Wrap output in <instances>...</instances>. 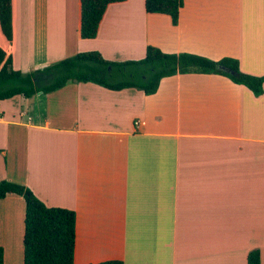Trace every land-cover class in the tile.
Returning a JSON list of instances; mask_svg holds the SVG:
<instances>
[{
	"label": "crops",
	"instance_id": "0c3cea01",
	"mask_svg": "<svg viewBox=\"0 0 264 264\" xmlns=\"http://www.w3.org/2000/svg\"><path fill=\"white\" fill-rule=\"evenodd\" d=\"M76 21L77 0H11L0 49L21 73L88 51L136 61L153 46L264 77V0H182L175 26L125 0L89 40ZM1 180L74 213V264H246L252 250L264 264V82L257 98L214 74L165 77L147 96L80 82L13 96L0 101ZM8 210L23 219L22 198L0 200L4 243Z\"/></svg>",
	"mask_w": 264,
	"mask_h": 264
},
{
	"label": "trees",
	"instance_id": "16d2710c",
	"mask_svg": "<svg viewBox=\"0 0 264 264\" xmlns=\"http://www.w3.org/2000/svg\"><path fill=\"white\" fill-rule=\"evenodd\" d=\"M125 0H77L76 37L79 40L95 38L105 9ZM182 0H143L146 14L169 17L172 26L177 23ZM0 33L11 40V0H0ZM224 67L234 73L219 70ZM176 74H214L243 86L253 97L262 94L264 77L239 71L232 58L212 61L188 53H163L146 46L144 57L136 61L111 62L96 51L80 52L51 63L42 69L21 73L11 68L9 55L0 49V101L13 96L31 98L37 93L48 94L67 83H92L110 91L135 89L144 95L154 94L160 79ZM16 195L24 203L22 219V264H73L75 216L70 210L45 207L25 187L0 181V200ZM0 264L3 249L0 246ZM96 264H122L111 260ZM246 264H259V253L252 250L246 255Z\"/></svg>",
	"mask_w": 264,
	"mask_h": 264
},
{
	"label": "rangeland",
	"instance_id": "374dc122",
	"mask_svg": "<svg viewBox=\"0 0 264 264\" xmlns=\"http://www.w3.org/2000/svg\"><path fill=\"white\" fill-rule=\"evenodd\" d=\"M11 210L5 212L8 218L5 234L7 238L5 243L3 242V230L0 233V245L3 248V264H21L22 263V218L21 212L16 213L15 210L10 213ZM9 213V214H8ZM9 236V240H8ZM74 264V262H73Z\"/></svg>",
	"mask_w": 264,
	"mask_h": 264
},
{
	"label": "water",
	"instance_id": "95a60500",
	"mask_svg": "<svg viewBox=\"0 0 264 264\" xmlns=\"http://www.w3.org/2000/svg\"><path fill=\"white\" fill-rule=\"evenodd\" d=\"M219 70H221V71H223V72H225V73H228V74H230V75H234V73H233L232 71H230V70H228V69H226V68H224V67H219Z\"/></svg>",
	"mask_w": 264,
	"mask_h": 264
}]
</instances>
